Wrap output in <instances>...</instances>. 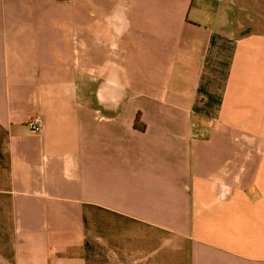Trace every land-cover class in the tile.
I'll use <instances>...</instances> for the list:
<instances>
[{
    "label": "crops",
    "instance_id": "0c3cea01",
    "mask_svg": "<svg viewBox=\"0 0 264 264\" xmlns=\"http://www.w3.org/2000/svg\"><path fill=\"white\" fill-rule=\"evenodd\" d=\"M0 264H264V0H0Z\"/></svg>",
    "mask_w": 264,
    "mask_h": 264
},
{
    "label": "built area",
    "instance_id": "2783aa9c",
    "mask_svg": "<svg viewBox=\"0 0 264 264\" xmlns=\"http://www.w3.org/2000/svg\"><path fill=\"white\" fill-rule=\"evenodd\" d=\"M28 127L33 132H40L42 129L41 119L39 116H34L29 122Z\"/></svg>",
    "mask_w": 264,
    "mask_h": 264
},
{
    "label": "trees",
    "instance_id": "16d2710c",
    "mask_svg": "<svg viewBox=\"0 0 264 264\" xmlns=\"http://www.w3.org/2000/svg\"><path fill=\"white\" fill-rule=\"evenodd\" d=\"M62 1H67V0H62ZM135 120L137 121V116H136V119Z\"/></svg>",
    "mask_w": 264,
    "mask_h": 264
}]
</instances>
